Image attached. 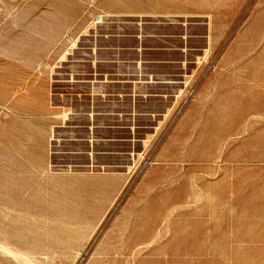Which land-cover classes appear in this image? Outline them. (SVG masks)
<instances>
[{
	"label": "rangeland",
	"instance_id": "obj_1",
	"mask_svg": "<svg viewBox=\"0 0 264 264\" xmlns=\"http://www.w3.org/2000/svg\"><path fill=\"white\" fill-rule=\"evenodd\" d=\"M2 241L0 264H264V0H0Z\"/></svg>",
	"mask_w": 264,
	"mask_h": 264
},
{
	"label": "crops",
	"instance_id": "obj_2",
	"mask_svg": "<svg viewBox=\"0 0 264 264\" xmlns=\"http://www.w3.org/2000/svg\"><path fill=\"white\" fill-rule=\"evenodd\" d=\"M33 102L37 105H40L41 103V96L39 94H35L34 98H33ZM38 127V128H37ZM32 130L33 133V140L34 141H38L41 137L43 142L48 141V136H49V127H43L42 125L36 124ZM30 130V131H31ZM29 131V130H28ZM36 147L38 146V144H35ZM42 150H40L41 152H39V146H38V153H40L39 155H36L34 158L32 159H28L29 163L31 164V169L34 170L35 172H46V168H47V160L46 156L44 154V147L41 148ZM54 179V178H53ZM51 178H47V180H45L43 183L49 184L50 183ZM33 195L36 194L37 192L35 191V189L32 190L31 192ZM35 208V207H33Z\"/></svg>",
	"mask_w": 264,
	"mask_h": 264
},
{
	"label": "bare ground",
	"instance_id": "obj_3",
	"mask_svg": "<svg viewBox=\"0 0 264 264\" xmlns=\"http://www.w3.org/2000/svg\"><path fill=\"white\" fill-rule=\"evenodd\" d=\"M98 17V16H97ZM95 19V18H94ZM63 113H65L64 111H62ZM63 113H62V115H63ZM51 132H52V130H51ZM49 140V139H48ZM49 143V142H48ZM73 170V169H72ZM104 171V170H103ZM4 238V240H5V237H3ZM7 243V242H6ZM9 244V243H8ZM10 245V244H9ZM13 247V246H12ZM0 251H1V253H3V254H7V255H10V256H12V257H14V258H16L17 257V255H19V253L18 252H15V251H13L10 247H8L6 244H4L3 243V241L2 242H0ZM5 256V255H4Z\"/></svg>",
	"mask_w": 264,
	"mask_h": 264
}]
</instances>
